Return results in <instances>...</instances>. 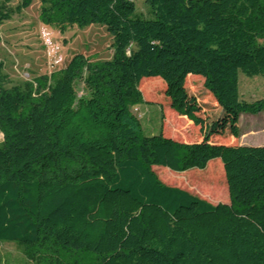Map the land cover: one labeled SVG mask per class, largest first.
Returning a JSON list of instances; mask_svg holds the SVG:
<instances>
[{
  "label": "trees",
  "instance_id": "trees-1",
  "mask_svg": "<svg viewBox=\"0 0 264 264\" xmlns=\"http://www.w3.org/2000/svg\"><path fill=\"white\" fill-rule=\"evenodd\" d=\"M10 1H0V23L33 2ZM38 1L40 20L60 32L104 26L113 53H76L8 88L0 61V243L35 264H264V146L211 142L206 129L180 141L164 124L145 135L131 111L160 105L151 99L159 87L158 99L184 113L190 77L226 114L264 111V99L239 93V73L264 77V0H144L148 17L134 0ZM215 158L227 202L153 170L204 169ZM207 180L218 189L215 175Z\"/></svg>",
  "mask_w": 264,
  "mask_h": 264
},
{
  "label": "rangeland",
  "instance_id": "rangeland-1",
  "mask_svg": "<svg viewBox=\"0 0 264 264\" xmlns=\"http://www.w3.org/2000/svg\"><path fill=\"white\" fill-rule=\"evenodd\" d=\"M1 1V0H0ZM18 0H11L7 6L14 8ZM136 10L144 17L149 16L144 0H134ZM112 35L99 24L86 27L76 25L60 32L55 26L43 23L39 18V1L20 13H14L0 23V61L3 63V85L11 87L31 81L35 77L64 67L76 53H82L94 61L110 59ZM145 79V78H144ZM189 100L182 114L174 112L165 97L166 104L159 98V87L151 88V96L156 103L139 104L131 108L140 120L143 134L159 133L180 141H199L204 130L210 133L209 141L226 144L264 146V111L254 114L241 112L226 114L215 104L213 98L201 86L199 77L186 80ZM78 95L83 93L82 83H77ZM239 93L247 101L264 99V77L247 76L239 73ZM163 110L164 120L161 115ZM2 133L0 132V142ZM159 179L168 185L177 186L209 202H227L228 193L222 164L218 158L212 159L204 169L173 172L164 167H153ZM217 178L218 189H210ZM203 176V178H201ZM206 183L208 185H206ZM71 258H90L92 255L72 251ZM0 264H35L14 242L0 243Z\"/></svg>",
  "mask_w": 264,
  "mask_h": 264
}]
</instances>
